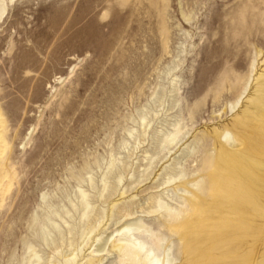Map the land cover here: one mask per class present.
Listing matches in <instances>:
<instances>
[{"label":"rangeland","instance_id":"obj_1","mask_svg":"<svg viewBox=\"0 0 264 264\" xmlns=\"http://www.w3.org/2000/svg\"><path fill=\"white\" fill-rule=\"evenodd\" d=\"M3 1L0 264H82L116 199L144 201L179 162L182 206L215 136L264 123V0Z\"/></svg>","mask_w":264,"mask_h":264},{"label":"bare ground","instance_id":"obj_2","mask_svg":"<svg viewBox=\"0 0 264 264\" xmlns=\"http://www.w3.org/2000/svg\"><path fill=\"white\" fill-rule=\"evenodd\" d=\"M163 137L162 144L177 136L170 132ZM224 138L215 136L217 145L202 155L192 179L176 186L184 192L182 206L168 201L169 187L184 175L179 162L170 164L172 170L158 183L141 189H155L144 201L136 200V195L130 200L116 199L107 214V222L115 227L95 237L82 264H105L114 257L108 264H264V243L255 232L264 208V123L238 134L227 130ZM127 187L120 190L121 198L131 185ZM114 188L104 182L102 190ZM82 198L87 209L85 192ZM152 214H161L156 225L148 221ZM83 216L90 217L89 211ZM89 221L81 237L97 229L96 222ZM178 256L181 261L173 263ZM77 257L72 252L65 264Z\"/></svg>","mask_w":264,"mask_h":264}]
</instances>
